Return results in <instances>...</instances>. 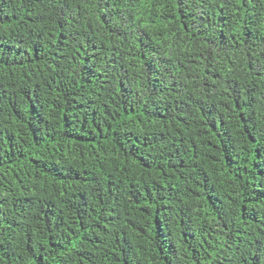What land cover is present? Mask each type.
Here are the masks:
<instances>
[{
    "label": "trees",
    "instance_id": "trees-1",
    "mask_svg": "<svg viewBox=\"0 0 264 264\" xmlns=\"http://www.w3.org/2000/svg\"><path fill=\"white\" fill-rule=\"evenodd\" d=\"M0 264H264V0H0Z\"/></svg>",
    "mask_w": 264,
    "mask_h": 264
}]
</instances>
